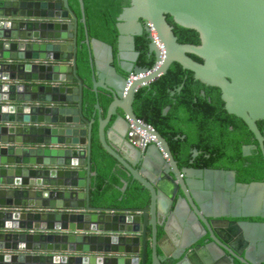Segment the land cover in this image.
<instances>
[{
  "label": "water",
  "instance_id": "1",
  "mask_svg": "<svg viewBox=\"0 0 264 264\" xmlns=\"http://www.w3.org/2000/svg\"><path fill=\"white\" fill-rule=\"evenodd\" d=\"M78 2L84 26L80 42L69 0H0V264H223L228 254L241 264L264 262V256L245 257L235 241L226 239L228 229L241 231L240 224L222 228L214 221L264 217V181L236 182L232 173L237 189L256 190L258 199L243 200L242 210L206 209L191 178L202 177L203 170L179 168L167 140L133 109L137 90L178 62L194 78L220 88L225 109L247 124L264 159V133L257 125L264 119V0H129L117 18L116 64L112 45L89 35L84 0ZM167 15L195 29L200 42H179ZM147 22L165 56L158 68L126 86L131 73L150 69L136 65L135 36ZM150 40L156 62L159 49ZM83 44L93 104L78 59ZM128 119L153 132L162 150L155 143L142 150L130 142L128 156L113 146L109 131L123 133ZM94 132L131 179L149 191L147 205L91 203ZM197 152L193 149V155ZM248 153L244 146L243 154ZM195 182L202 187V180ZM127 185L125 180L122 192ZM170 207L185 213L192 208L201 225V234L181 239L176 249L164 239L171 234ZM244 225L264 231V222Z\"/></svg>",
  "mask_w": 264,
  "mask_h": 264
},
{
  "label": "trees",
  "instance_id": "2",
  "mask_svg": "<svg viewBox=\"0 0 264 264\" xmlns=\"http://www.w3.org/2000/svg\"><path fill=\"white\" fill-rule=\"evenodd\" d=\"M69 4L79 20L77 29L80 42L84 38V26L80 21L79 2L69 0ZM128 5L129 0H84L89 35L112 45L114 64L117 62V18ZM167 20L173 26L179 42H200L195 29L178 25L170 15H167ZM150 41L145 28L140 35L135 36V48L139 52L136 65L146 68L154 65L155 53L150 50ZM190 55L202 61L200 57ZM78 59L87 76L85 84L89 91L86 92L93 104L95 98L91 90L85 44L78 52ZM181 84L182 88L177 90ZM171 90H174V94H171ZM166 106L169 109L164 113ZM133 109L138 118L152 125L167 140L179 167H227L232 163L240 171L239 180L264 181V159L252 131L242 118L225 109L219 87L206 85L194 78L193 72L180 63L172 62L167 72L153 80L149 87H140L135 95ZM257 125L264 133V119L258 120ZM246 143L254 145L250 155L242 154V145ZM193 149H197L196 155H193ZM226 157H229V161H226ZM245 161L249 163L244 165ZM91 169L94 171L90 181L92 204L138 208L149 203V191L132 180L126 169L102 147L96 132L92 137ZM125 180L128 185L122 192Z\"/></svg>",
  "mask_w": 264,
  "mask_h": 264
},
{
  "label": "flooded vegetation",
  "instance_id": "3",
  "mask_svg": "<svg viewBox=\"0 0 264 264\" xmlns=\"http://www.w3.org/2000/svg\"><path fill=\"white\" fill-rule=\"evenodd\" d=\"M122 123L124 124V121ZM122 123L120 122V125ZM244 146H249L248 154H243ZM253 147L254 145L247 143L242 145V154L250 155L251 149ZM224 161L223 163L225 164ZM226 161H229V157H226ZM248 163V161H245L244 165ZM185 167L203 170L202 177L200 178H197L196 174L192 175L191 178L192 180L194 179V181L192 182V188L193 191H195L197 197H200L202 202L205 204V208L211 210L212 212L222 210L223 208L237 209L238 207H240L242 210L243 200H248L250 204H252L254 201H256V199H258V192L256 190L248 191L237 189L234 179L232 177V173L236 182L250 183L252 181L247 182L239 180L238 175L240 174V171L236 167H234L232 163L227 167H225V165L223 167L202 165L200 167L183 166L179 168ZM146 168L152 172V170L148 166H146ZM206 170H210L212 173L209 175L206 173ZM215 170L223 171L225 175H217L215 174ZM161 171L162 170H160L159 174L156 175L157 178L161 176ZM198 179L203 181L201 188L198 183L195 182ZM174 210L175 209L172 207H170L168 210L167 216H171V220L169 221L171 227V234L165 237L164 239H191L193 236L196 237L199 233L201 234V225L195 218L196 213L192 208H189L187 213L184 212V208L182 207H180L178 211ZM214 221L215 223H218L219 226H221L222 228H226L227 225L230 224V222L240 224L239 226H241V231L238 232L228 229L225 234L226 239H232L233 241H235L237 243V248L240 251H244L245 257H249L254 260H259L264 256V231L257 230L253 227H250V225H244L247 223H263L264 217L222 216L216 218ZM174 222L179 223L178 225H180L181 227L183 226L182 229L179 230L177 227H175ZM212 256L214 255L212 254ZM224 258L225 256H222L220 260H223ZM226 259L228 261H223V264H232V262L234 264H241L229 254L226 256ZM213 260L217 261L215 257L213 258ZM261 264H264V262H262Z\"/></svg>",
  "mask_w": 264,
  "mask_h": 264
},
{
  "label": "built area",
  "instance_id": "4",
  "mask_svg": "<svg viewBox=\"0 0 264 264\" xmlns=\"http://www.w3.org/2000/svg\"><path fill=\"white\" fill-rule=\"evenodd\" d=\"M146 26H147V30L149 32V36L151 38H153V40L157 43V46L159 49V60L156 61L154 63V65L145 73L144 72L143 73L141 72L138 74H132L131 73L127 78L126 86H129L132 83V81L139 79V78H142V77L146 76L148 73H150L151 71L158 68L161 65L163 58L165 56L164 45L160 42V40L157 36V33L155 31V28L149 22L146 23ZM128 122H129V126H128L126 134L129 138L130 142L134 146L144 150L148 145L155 143L161 149L160 142L158 141L157 136L153 132L135 124L131 119H128ZM148 126H149V129H153L152 125L148 124ZM147 131L150 133L149 135L145 134V133H147ZM15 209H18V208H15ZM25 210H27V208Z\"/></svg>",
  "mask_w": 264,
  "mask_h": 264
},
{
  "label": "crops",
  "instance_id": "5",
  "mask_svg": "<svg viewBox=\"0 0 264 264\" xmlns=\"http://www.w3.org/2000/svg\"><path fill=\"white\" fill-rule=\"evenodd\" d=\"M125 53L129 55V50H125ZM95 101V100H94ZM127 132V127L124 128L123 133H120L119 131H109L108 133V138L110 143L115 146L117 149L122 151L124 154L130 156L132 155L131 150H130V141L129 138L126 134ZM93 175V174H92ZM183 227V226H182ZM180 225H177V228L179 230L182 229ZM181 241V239H168L166 242L167 247H171V249H176L178 246V243Z\"/></svg>",
  "mask_w": 264,
  "mask_h": 264
},
{
  "label": "bare ground",
  "instance_id": "6",
  "mask_svg": "<svg viewBox=\"0 0 264 264\" xmlns=\"http://www.w3.org/2000/svg\"><path fill=\"white\" fill-rule=\"evenodd\" d=\"M145 134L149 135L150 133L147 131V133H145Z\"/></svg>",
  "mask_w": 264,
  "mask_h": 264
}]
</instances>
